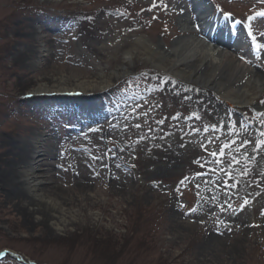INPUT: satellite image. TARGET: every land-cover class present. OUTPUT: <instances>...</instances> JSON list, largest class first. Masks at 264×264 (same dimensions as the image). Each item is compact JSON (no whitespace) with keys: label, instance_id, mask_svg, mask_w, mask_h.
Returning a JSON list of instances; mask_svg holds the SVG:
<instances>
[{"label":"rangeland","instance_id":"1","mask_svg":"<svg viewBox=\"0 0 264 264\" xmlns=\"http://www.w3.org/2000/svg\"><path fill=\"white\" fill-rule=\"evenodd\" d=\"M196 1L209 7L211 20L221 14L224 22L214 28L230 33L216 38L230 51L240 39L249 44L263 79L253 93L264 102V48L257 50L248 35L264 44V15H258L264 0H0V137L24 138V132L33 145L50 131L55 165L42 193L49 203L81 200L75 178L83 176L85 193L97 201L55 230L25 223L0 192V252L7 251L0 264H264V158L256 156L264 137L239 117L264 125V111L236 107L228 116L236 127L227 129L205 92H182L137 51L131 73L87 98L25 93L45 77L73 74L93 83L121 63L135 36L169 46L187 34L178 26L182 13L189 33L202 35ZM115 9L129 25L121 33L106 13ZM49 38L55 41L25 64L12 60ZM52 46L78 65L60 58H47L48 69L32 64ZM26 79L33 82L19 86ZM158 98L161 116L160 103L152 110ZM80 104L97 110L81 112ZM122 186L125 195L117 190ZM68 205L76 212L83 204Z\"/></svg>","mask_w":264,"mask_h":264},{"label":"bare ground","instance_id":"2","mask_svg":"<svg viewBox=\"0 0 264 264\" xmlns=\"http://www.w3.org/2000/svg\"><path fill=\"white\" fill-rule=\"evenodd\" d=\"M203 4V2L196 1L197 22L202 27V35L189 33L191 26L188 15L182 13L178 19V26L180 30L187 31V34L178 37L169 46L162 43L155 44L141 36H135L132 39V49L123 53L124 57L121 63L108 73L100 72L93 76V83H83L73 74L60 75L56 79L45 77L43 78L45 84L25 93H31L29 95L33 98L40 94L66 98L69 96L87 98L92 92L106 90L116 81L131 73L137 51L157 74H162L167 80L174 81L182 92L190 88L205 92V100L218 112L223 127L233 130L236 126L228 122V116L232 112L235 113L236 107H253L256 111H264V102H258L256 94L253 93L254 90L261 89L263 79L250 62L252 52L249 44L240 39L237 41L240 43L235 45V50L230 51L227 43L223 40L226 35H229V29L226 27L214 28L216 22H224L223 18L215 17L211 20L210 9L203 7ZM106 13L118 21V33L129 27L128 24L122 23L123 14L118 10ZM217 35L223 38H216ZM32 39L29 40L32 41ZM56 40L58 39L56 38ZM51 41H55V39L49 38L44 41V44L37 47V50L28 47L24 51L17 52L13 54L12 60L16 64H25L30 58H33L32 56L35 57L39 50L47 48V44ZM50 49L45 55L46 58H37V61L32 64L45 69L50 66L47 58H60L63 61L67 60L66 62L71 67L78 65L74 63L75 58L64 50H57L53 46ZM241 56L245 59L241 60ZM32 82L31 79L22 80L19 86L24 87ZM146 101L152 103L150 99ZM153 103L152 110L155 108V104H161L159 112H156L157 116H161L164 99L158 98L157 101L153 100ZM78 107L81 112L97 110V107L92 104H80ZM151 112L150 109L145 111L147 117L152 116ZM94 117L95 115H93ZM239 117L248 125L249 129L260 132L264 137V125H259L260 123L256 121H248L243 115H239ZM21 134L24 135V138L20 137V139L18 136L8 141L0 137V148L8 147V150L0 152V192L4 201L12 204L22 215L25 223L33 219L38 225H50L55 230L61 227L65 228L69 221L76 218L78 212L81 215L85 209L97 207V201H93L95 194L89 196L85 193L89 190V184L83 176L75 178L76 189L84 196L81 200L76 199L74 202L73 200H64L60 204L49 203L42 192L45 191L46 183L53 178L55 164L51 160L54 153L47 148L52 134L50 131L39 134L33 145L29 143V135L24 132ZM47 135L51 137H46ZM256 156L259 159L264 158V147L256 151ZM117 190L121 192V195H125L127 188L122 186ZM67 203L73 206L83 205L80 206L79 211L75 212L70 209L71 207ZM83 218L88 220L89 216L84 214ZM212 240L214 239L209 242Z\"/></svg>","mask_w":264,"mask_h":264},{"label":"snow or ice","instance_id":"3","mask_svg":"<svg viewBox=\"0 0 264 264\" xmlns=\"http://www.w3.org/2000/svg\"><path fill=\"white\" fill-rule=\"evenodd\" d=\"M225 15L227 16V15H229V14H228V13H225ZM258 15H264V11L258 13ZM251 19H252V17H249V20H251ZM248 35L251 36L252 41H253V43L255 44L257 50L264 48V44H259V43L256 42V37L252 34L251 30L249 31ZM240 59H241V60H244L245 57L241 56ZM261 115L264 116V114H261ZM162 122H163V121H161V123H162ZM262 123H264V120H262ZM137 127H139V125H137ZM205 130H207V129H205ZM261 143L264 144V141H261ZM247 202H248V201L245 200V201H244V204H247ZM241 207H243V205H241ZM192 211H195V209H193ZM4 255H5L4 252H0V256H4Z\"/></svg>","mask_w":264,"mask_h":264},{"label":"water","instance_id":"4","mask_svg":"<svg viewBox=\"0 0 264 264\" xmlns=\"http://www.w3.org/2000/svg\"><path fill=\"white\" fill-rule=\"evenodd\" d=\"M15 258L18 259V260H21V258H19V257H16V256H15Z\"/></svg>","mask_w":264,"mask_h":264}]
</instances>
